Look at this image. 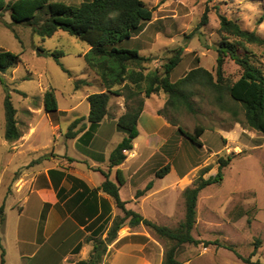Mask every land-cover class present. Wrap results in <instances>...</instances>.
Returning <instances> with one entry per match:
<instances>
[{"label":"rangeland","instance_id":"374dc122","mask_svg":"<svg viewBox=\"0 0 264 264\" xmlns=\"http://www.w3.org/2000/svg\"><path fill=\"white\" fill-rule=\"evenodd\" d=\"M54 1H63L75 6L81 0ZM142 1L149 8H153L152 21L143 24L142 31L137 37L122 42L120 46L136 49L140 55L151 59L144 64L145 73L155 69L161 73L168 59L175 54V50L183 48L180 62L169 75L172 82L183 77L196 66L215 74L216 48L220 43L217 32L218 14L235 21L241 29L254 32L264 39V19L261 21L264 0ZM206 7L208 8L207 24L199 26ZM5 24H11V28H7ZM246 46L252 53V62L264 71V48L253 44ZM0 48L20 56V63L15 68L0 74L3 82L0 83V208L3 206V211L0 212V259L3 250L5 264H35V260L44 253L45 247L39 251L34 260L21 259L20 250L31 253L36 248L17 244V225L19 222L26 224L27 218L37 217L40 200L35 195L34 189L43 185L46 170L51 167L49 160L61 157L56 154L66 153L72 156L79 151L74 149L73 144L61 134L73 120L85 117L89 111L86 97L99 92L102 88L98 77L85 66L83 55L88 50V46L67 32L59 30L52 37L42 39L31 30V27L25 24H13L9 14L3 13L0 19ZM40 50H43L42 54L39 53ZM55 51L63 54L58 58L59 63L51 56ZM223 73L227 82L232 83L240 76L241 69L226 57ZM78 80H85L87 84L75 85ZM4 85L16 109L17 127L22 134L14 142L4 139ZM47 90H52L55 94L59 109L55 115H48L44 109L43 98ZM162 100V98H150L146 101L143 116L139 120L140 134L134 143L137 150H141L150 139L149 143L156 148L160 142L158 137H165L168 141L163 154L167 159L163 161L161 154L153 156L143 166L141 174L147 173L148 170L150 174H155L161 167L173 165L178 176L186 175L189 180L185 179L182 184L177 185L178 188L183 189L191 187L200 175L203 178L215 175L218 159H226L229 155H233L229 164L222 170V181L201 191L196 206V224L192 230L194 238L201 241H217L219 246L209 245L205 248L203 245L185 244L179 251L178 260H189L188 264H244L236 257L235 253H237L252 262L258 261L264 264V135L243 124L244 113L239 104L229 101L226 96L217 106L209 92L197 90V95L192 98L194 114L182 109L177 115L167 112V116L175 119L187 132H193L197 126L203 127L205 132L200 140L206 141L208 148L213 151L223 147L220 136L216 134L217 131L232 129L235 123L242 128L241 138L233 143L231 149L211 154L212 152L206 147L196 146L177 131L164 128L161 120L151 119L153 109L159 106ZM118 109V113L125 111L123 97L111 96L108 102V117ZM152 132L154 135L150 136ZM110 134H113L108 142L110 147L124 136V133L117 131L116 128L113 133L109 131L108 137H111ZM104 146L102 140H95L87 150L83 147L79 148L93 154L102 153ZM170 150L175 153H170ZM42 156H46V159H41ZM126 167H123L125 172ZM73 168L84 170L83 164L73 165ZM133 187L131 183L123 186L121 199L130 194ZM169 193L166 191L162 194L163 197H168V200H165L166 206L162 204L156 207V203L152 207L145 205L144 213L150 215L148 219H152L156 224L175 229L184 219V200L182 193L177 195L173 193L172 198L176 201L174 205V202H169L172 200ZM161 207L175 210V214L170 217L171 222L165 223L163 218L160 220V216L155 218L154 209ZM23 210L24 214L20 218ZM121 214L119 210L118 216ZM140 228L142 229L135 228L139 235L126 237L115 247L129 242L144 243L143 235L140 233L148 234L147 240L150 238L156 240L163 249L166 247L165 241L158 239L146 228ZM125 229L123 227L120 230L121 234L125 233ZM41 244L42 242L37 248ZM110 246L111 244L102 264H112V262L132 264L126 261L125 256H118L114 260L117 255L112 254L114 250ZM67 249L68 244L63 245L61 251L52 258L51 263L65 264L63 258L69 255Z\"/></svg>","mask_w":264,"mask_h":264},{"label":"trees","instance_id":"16d2710c","mask_svg":"<svg viewBox=\"0 0 264 264\" xmlns=\"http://www.w3.org/2000/svg\"><path fill=\"white\" fill-rule=\"evenodd\" d=\"M153 11V8L146 6L142 0H81L75 6L54 0H0V19L3 13H8L13 24L28 25L42 39L50 38L61 30L88 46V50L83 55L85 66L98 77L102 90L86 97L89 105L88 115L76 118L68 125L63 134L65 139L76 138L86 129L88 123L87 130L79 140L90 141L99 123L108 115L110 97H123L125 102V111L116 120V128L123 132L124 136L108 156V170L105 172L96 169L103 175L104 180L100 186L90 192L96 194L99 191L108 195L122 215L106 217L110 211L107 207V211L88 227L89 230L94 229L86 238V242L91 244V250L87 259L79 260L76 264H102L108 246L116 241L118 232L125 226L133 228L141 225L158 239L166 242L161 264H181L178 254L185 244L203 245L205 248L209 245L219 246L217 241H201L194 238L192 230L196 224V206L200 192L222 181V170L233 158L232 154L226 159H218L215 175L208 178L200 175L191 187L182 192L184 219L175 229L158 225L139 213L126 209V203L119 197V188L125 183L119 169L116 171V182L110 180V170L120 166L126 159V153L133 150L134 140L139 134L138 118L143 111L145 99L151 95L163 93L166 101L157 114L176 127L178 133L196 146H203L200 138L205 129L197 126L193 132H187L177 124L175 119L169 118L167 112L177 115L185 109L188 113L194 114L192 98L197 95V90L209 92L217 106L225 100L226 96L229 101L239 104L244 113L243 124L264 135V71L252 62V53L246 46L253 44L264 48V39L254 32L241 29L235 21L218 14L217 32L220 43L216 48L215 74L196 66L183 77L172 82L169 75L180 62L183 48L175 50V54L168 59L161 73L157 69L145 73L144 64L151 59L140 55L136 49L120 46L122 42L139 34L143 24L152 21ZM207 14L206 7L199 26L207 24ZM262 19H264V13L261 21ZM10 25L5 24L7 28H11ZM39 53L42 54L43 50ZM62 55L58 51L51 54L57 63ZM226 57L241 69L240 76L232 83L227 82L223 73ZM19 63V54L0 48V74L15 68ZM62 69L67 72L64 67ZM0 83L3 84L1 79ZM78 84L85 85L87 82L78 80L75 85ZM3 90L4 139L14 142L22 134L17 127L16 109L12 105L5 85ZM43 101L48 115L58 113L57 101L52 90L44 93ZM41 159H46V156H42ZM169 169V165L161 167L155 172L156 177L162 178ZM150 188L149 183L144 190L137 191L135 196H142ZM2 211L3 206L0 208L1 213ZM142 240L146 242L147 238L142 236ZM235 255L244 264H260L258 261L252 262L248 258H243L237 253ZM0 264H5L3 250Z\"/></svg>","mask_w":264,"mask_h":264},{"label":"crops","instance_id":"0c3cea01","mask_svg":"<svg viewBox=\"0 0 264 264\" xmlns=\"http://www.w3.org/2000/svg\"><path fill=\"white\" fill-rule=\"evenodd\" d=\"M134 37H137V35ZM163 95L164 94L158 97L154 95L153 97L145 99L144 107L146 101L150 98H162L163 100L160 102L159 106L153 109V114L150 117L156 121L161 120L164 128L177 131L174 126L170 125L162 116L157 114L158 110L164 106L166 101V98ZM143 111L138 118L139 134V120L141 116H143ZM118 112L119 109L117 112H113L110 117L107 115L99 123L90 141L86 142L85 140H79L87 130L88 123L86 124V129L79 133L76 138L67 139V141H70L73 144L74 149L79 150L75 155L71 156L66 153L63 155L56 154L62 158L60 157L58 159L55 158V160H49L51 161V167H48L46 170L43 185L34 189L35 195L40 200L37 217L34 216L31 219L27 218L28 222H26V224L24 222H19L17 225V244H21L23 247L30 246L36 248L31 253L20 250L19 255L21 259L28 258L29 260H34L39 251L45 247L44 253L40 258L35 260V264H52V258L61 251L63 245L68 244L67 252L69 255H66L63 258V260H65L64 263L76 264L79 260L87 259L91 250V244L86 242V238L94 229L89 230L88 227L92 226V224L107 211V207L110 208V211L106 217L111 216V218H113L114 216L119 215V209L116 208L113 200L108 195L99 191L96 194L90 193L91 190L100 186L104 180L103 175L99 171H96V169H101L105 172L108 170V156L112 149L120 142L119 141L113 145V147H110L108 142L113 134H110L111 137H108L109 135H107L109 131H112L113 133L116 128H114V125L116 126V120L122 114V112ZM87 115L88 113L85 114V117ZM104 126H106V128H104ZM241 131L242 128L237 123H235L232 129H221L217 131L216 134L220 136L223 147H219L217 151H213L208 148L206 141H201L203 148L206 147L209 152H212L211 154H218L222 151L226 152L228 149H231L233 143L239 141L242 136ZM151 135H154V133L152 132L150 136ZM95 140H102V142L105 143L102 153L89 154L79 148L83 147L87 150ZM149 140L150 139L146 141L141 150H137L136 144L134 143L133 150L126 153L125 161L120 166L112 168L109 173L110 180L116 182V171L119 169L125 179V183L119 188L120 199L121 188L128 185V183L133 184L134 187L130 194L121 200L126 203V209L135 211L147 219L150 215L144 213V210H146L145 205L152 207V205L156 203V207H158L157 205L162 206V204L166 206L165 204L167 202H165V200H168V197L162 196L166 191L170 192L169 196L173 200L169 202H174L173 204L175 205L176 201L172 198V194H181L186 188H188H178L177 185L179 183L182 184L183 180L187 179V176H178L173 165L170 166L169 172L162 178L156 177L155 174H150L149 170L147 173L141 174L143 166L147 164L153 156L161 154V159L163 161L164 159H167V156L163 153L165 152L164 148L168 140H166L165 137H158L160 142L156 148L149 143ZM162 150L163 152L161 153ZM170 153H175V151L170 150ZM165 154H167V152ZM76 164H83L84 170L73 168V165ZM125 166H127L126 172L123 168ZM191 171H193V169H191ZM172 175H174L173 178H169ZM165 181L167 182L163 184ZM149 183L151 184V188L142 196L135 198L136 192L144 190ZM154 210L156 211V214H154L155 218L160 216V220L163 218L162 220H164L165 223L171 222L172 219L170 217L175 214V210L172 208L166 210L161 207ZM22 214H24V210L20 213V218H22ZM151 221L153 220L151 219ZM140 227L143 226L140 225L139 227L137 226L133 228L126 226L124 227L126 228L124 234H121V231L118 232L116 241L110 246L114 250L112 254L116 253L117 255L114 260H116L118 256H125L126 261L132 264H161L164 249L156 240L150 237V239L144 243L129 242L115 247V245L122 239L130 237L131 235H139L135 228H138V230L142 229ZM140 234H142L143 237L148 236L146 233ZM41 242V246L37 248L38 244ZM179 261L181 264H188L190 262L189 260Z\"/></svg>","mask_w":264,"mask_h":264}]
</instances>
